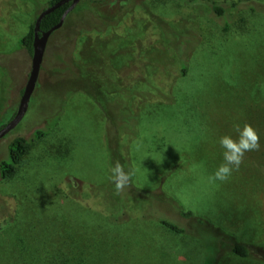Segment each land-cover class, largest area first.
I'll return each instance as SVG.
<instances>
[{
    "label": "rangeland",
    "instance_id": "1",
    "mask_svg": "<svg viewBox=\"0 0 264 264\" xmlns=\"http://www.w3.org/2000/svg\"><path fill=\"white\" fill-rule=\"evenodd\" d=\"M35 1L0 0V127L15 114L30 71L18 40L50 0ZM80 3L49 37L27 111L0 140L2 160L12 138L44 133L0 180V196L15 203L13 224L0 225V264H202L204 243L225 244L216 264H261L233 256L229 245L264 244V11L227 8L217 18L173 0ZM133 85L140 91L130 97L124 89ZM244 124L260 148L228 181L210 183L222 162L219 137L235 138ZM112 150L134 170L131 191L114 189L110 169L120 160ZM161 192L227 238L163 206ZM111 194L128 209L144 201L149 217L186 233L134 211L107 223Z\"/></svg>",
    "mask_w": 264,
    "mask_h": 264
},
{
    "label": "trees",
    "instance_id": "2",
    "mask_svg": "<svg viewBox=\"0 0 264 264\" xmlns=\"http://www.w3.org/2000/svg\"><path fill=\"white\" fill-rule=\"evenodd\" d=\"M28 1L32 5H34V7L38 6V3L35 0H28ZM58 1L59 0H50L45 5L44 8L53 5L54 3L58 2ZM173 1L176 2L177 4H179L180 6L191 7L194 9H198L199 6H205L209 10V12L217 18H224L226 16V9L227 8L236 11L240 7H243V8L246 7L249 10L259 9L261 11H264V0H173ZM81 3L79 5H77L66 16L64 23L67 21L69 22V19H71V17L73 18L75 16V14L80 11ZM67 6H68L67 4L63 5L60 8H58L57 10L46 15L40 22V25H39L40 31L45 32L49 28L54 26L58 22L60 16L62 15L63 11L67 8ZM44 8H42V10ZM64 23H63V25H65ZM32 28H33V24L30 25L29 31L21 39L18 40V45H17L19 49H22L29 56H31V52H32ZM227 29H228V25H227V22H225L224 26H223V30H227ZM57 31H59V30H57ZM57 31L53 32L51 34V36L54 35ZM179 66H180V70H181V75L184 76L186 73L185 64L180 62ZM93 76H95V75H93ZM95 77L99 79L98 76H95ZM139 89H140V87L133 85L132 87H130V88L127 87L124 90L127 92V95L129 94V96L132 97V95L134 94L135 91H138V92L140 91ZM124 90L121 89V93H119L120 91L117 89V90L113 91V93L114 94L117 93L116 96L120 98V96L123 95ZM3 108H4V104H3ZM3 108H2V110H3ZM101 108L104 110L103 106H101ZM111 110L117 111L118 109L114 108ZM108 111H109V109H108ZM119 111H120V109H119ZM121 112L125 114V112L123 110ZM108 116H109V118L111 117V115H108ZM111 118H110V120H111ZM130 121L134 122L135 118L131 117ZM108 123H111V121H108ZM129 132L131 133L132 136H134V132H133L132 127L129 130ZM43 136H44L43 132L34 131L32 140L41 139ZM32 140L26 139L22 136H16L9 141V143L6 146V158L0 160V180H7L14 175L18 165L22 162L24 157L28 154ZM119 153L112 150V152H110V153L108 152V155H111L112 157L119 159L120 163H122L124 158L121 157ZM124 163L125 162L122 163V166L124 168H126V170L131 169V166L129 165L128 162H127L128 165L124 164ZM171 170H173L175 172V167H171ZM171 170L167 171L166 175H168V176L171 175L172 174V172H170ZM164 181L165 180L162 179L160 182V185ZM127 188L129 191H131L130 189L132 188V185L130 182H129ZM115 197H116V200H114ZM156 199H158V201L161 204H163V206L170 208L171 210L176 212L181 218H183L185 220H189V221L194 219L196 225L204 227L207 230L209 228L210 230H212V234H214L215 238H218V235H220V234L222 235V236L220 235V238L223 236L225 237V235H223L221 233V231L219 232V229H217V228L213 229L214 226L209 221L202 219L200 217H197V216L195 217L191 212L184 211L172 198L164 195L162 192H161L160 196H156ZM123 200H124L123 197L116 196V194L109 195L108 201H110L109 205L111 206L112 211L109 212L106 215V217H104V220L107 223H109L113 226L121 224L124 221H126L134 211V212H140L141 218H144L145 220H149V221L156 223L159 227H161L163 230H165L169 233H172L175 235H181V234L186 233L185 229L181 228L176 223H174L168 219L160 218V217L153 218L152 216L149 217V214L146 211H144V206H146L144 204L145 203L144 201L137 202V204L135 205V208H136V210H135L134 208L133 209L126 208L124 206L125 202ZM14 217H15V203H11L8 200H6L0 196V225H2V226L12 225L14 222ZM198 238L200 241L202 240V239H200V236ZM225 238H227V237H225ZM231 242L229 245L230 254H232L233 256H235L239 259H249V260H253L255 262L264 264V244H256V243L241 244V243H236L235 241H232V240H231ZM204 244H205V251H204L202 264H216L217 256L222 249L221 247H223V245H225V244L223 243L221 245L220 250H219V248L217 249L215 247V243L212 244L211 246H209V244H207V243H204Z\"/></svg>",
    "mask_w": 264,
    "mask_h": 264
},
{
    "label": "clouds",
    "instance_id": "3",
    "mask_svg": "<svg viewBox=\"0 0 264 264\" xmlns=\"http://www.w3.org/2000/svg\"><path fill=\"white\" fill-rule=\"evenodd\" d=\"M259 141L256 130L248 124L235 126V138L227 134L220 136L217 143L221 150L222 162L209 175V182L228 181L232 174L239 170L245 154L260 148ZM133 175L134 170H125L119 162L111 167L110 180L117 194L128 186Z\"/></svg>",
    "mask_w": 264,
    "mask_h": 264
},
{
    "label": "water",
    "instance_id": "4",
    "mask_svg": "<svg viewBox=\"0 0 264 264\" xmlns=\"http://www.w3.org/2000/svg\"><path fill=\"white\" fill-rule=\"evenodd\" d=\"M79 2L80 0H59L53 5L44 8L35 18L32 28V52L30 56V71L28 73L26 83L22 89L15 114L9 121H7L2 127H0V140L21 122L23 116L27 111L31 94L34 91L37 82L48 39L53 32L59 30L62 27L66 16L77 6ZM66 4L68 6L63 11L58 22L47 31L41 32L39 29L41 20L46 15Z\"/></svg>",
    "mask_w": 264,
    "mask_h": 264
}]
</instances>
